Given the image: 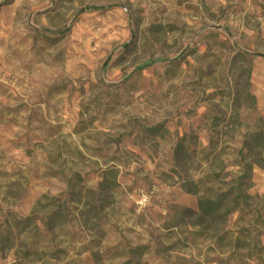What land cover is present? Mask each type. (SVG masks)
Here are the masks:
<instances>
[{
	"label": "rangeland",
	"instance_id": "rangeland-1",
	"mask_svg": "<svg viewBox=\"0 0 264 264\" xmlns=\"http://www.w3.org/2000/svg\"><path fill=\"white\" fill-rule=\"evenodd\" d=\"M16 261L264 264V0H0Z\"/></svg>",
	"mask_w": 264,
	"mask_h": 264
},
{
	"label": "trees",
	"instance_id": "trees-1",
	"mask_svg": "<svg viewBox=\"0 0 264 264\" xmlns=\"http://www.w3.org/2000/svg\"><path fill=\"white\" fill-rule=\"evenodd\" d=\"M155 31H157V32H160L161 30H163V28L162 27H159V26H157V27H154L153 28ZM210 202V201H209ZM212 205V203H209V206H211ZM14 264H22L20 261H16Z\"/></svg>",
	"mask_w": 264,
	"mask_h": 264
}]
</instances>
